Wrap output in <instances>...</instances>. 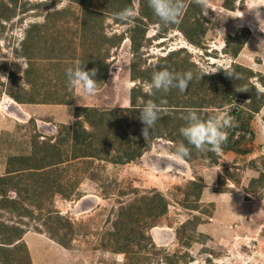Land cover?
Masks as SVG:
<instances>
[{
  "label": "rangeland",
  "instance_id": "1",
  "mask_svg": "<svg viewBox=\"0 0 264 264\" xmlns=\"http://www.w3.org/2000/svg\"><path fill=\"white\" fill-rule=\"evenodd\" d=\"M131 3L132 15L123 20L124 24L117 22L110 13L103 21L108 36L123 35V40L119 46L110 49L108 76L105 82L97 85L96 94L91 98L81 97L75 89L65 96L66 83L59 80L64 77L65 69L74 68V65L57 60L54 73V68H49L46 60L49 56L44 54V44L50 45L54 34L59 32L57 37H61V41L62 37L73 41L75 56L84 55L85 50L78 46L82 7L69 0H17L15 6L8 4L7 0L5 4L9 12L0 7V11L10 17L0 19V176L4 174L10 157L45 152V145L35 148L34 142L56 140L67 152L63 155L67 159L44 175V179L37 183L27 180L26 191L21 181L19 192H8L9 197L22 199L24 209L30 211L22 219L24 234L21 239L30 264H124L125 254L115 252L111 247L115 242L111 234L128 224L120 215L121 208L151 191L159 192L166 199L167 212L146 233L154 248L146 250L149 252L147 258L134 250L130 255L134 264H223L225 260L228 264H264V186L256 182L259 174L264 173V105L258 113L250 116L244 104L247 101L237 99L221 109L207 110L211 115L214 113L217 120H229L224 129L227 136L236 125L248 120L245 130L237 129L227 143L229 147L239 140L233 149L198 151L193 155L190 152L189 160H176L173 153L177 145L167 137H158L151 140L150 147L140 158L129 163L115 165L106 158L68 160L73 146L68 141L66 127L71 129L80 125L86 131L101 133L110 147L119 148L121 152L131 150L128 144L136 142L141 134L140 110H131L130 91L140 87L142 93H152L147 88L148 83L132 80L130 76L132 53L128 30L135 25L133 18L139 16V0H131ZM63 8L68 9V14L62 19L50 15ZM251 9V0H206L202 17L198 18V28L194 24L198 29L197 45L187 41L178 28L179 22L174 27L166 26L163 34H158L159 23L149 24L144 38L148 42L141 48L139 59L136 58L141 63L140 69L155 70L164 65L163 57L181 51L178 58L187 57L189 71L194 65L199 73L211 70L214 74L218 69L229 71L233 65H240L264 81V22L259 23ZM259 11L260 20H264V8ZM240 13H244L242 18ZM193 23L190 20L184 25L189 29L193 28L190 26ZM32 24L41 25L39 31H45L47 35L44 39V35L42 38L37 36L33 41L38 46L35 54L38 60L33 66L35 85L30 88L25 84L24 87L30 95L38 91L39 96L34 98L41 99L45 95L47 102H54L55 90L58 97L66 98L69 104L19 107L8 99L13 93L21 94L18 87L23 80L16 83L15 74L18 69L19 73L23 72L27 63L15 51L20 49L26 30ZM239 43V52L232 56V50ZM99 59L97 53L89 54L84 63L88 65ZM250 83L264 92V84L258 77L251 78ZM169 92L176 94L175 99L177 96L184 101L188 98L181 96L178 89ZM170 93L162 96L165 98ZM7 101L11 104L8 105ZM135 102L136 105H145L147 101L138 95ZM159 105L162 114H170L173 110L163 107L164 99ZM75 107H92L104 114L109 113L105 115L109 119L93 130L83 117L76 118ZM177 116L183 123V114ZM113 117L122 121L121 124L111 123ZM162 123L159 130L166 132V123L163 120ZM128 124L131 125L129 128ZM221 147L226 146L222 144ZM119 155L121 153L114 150L112 157ZM120 158L124 159L123 156ZM13 167L19 166L15 164ZM200 179L202 193L196 199L191 194L194 188L191 183ZM50 181L55 187L57 183L63 189L69 187L70 195L66 197L54 192V186L45 192ZM48 210L52 216L58 215L65 226L60 224L58 238H51L47 233L46 229L55 226L47 222ZM11 216L3 212L0 220L9 223ZM131 227L133 225L121 235L130 233ZM60 241L67 247H62ZM165 257L175 263L165 261ZM16 263L26 264V260L18 257Z\"/></svg>",
  "mask_w": 264,
  "mask_h": 264
},
{
  "label": "trees",
  "instance_id": "2",
  "mask_svg": "<svg viewBox=\"0 0 264 264\" xmlns=\"http://www.w3.org/2000/svg\"><path fill=\"white\" fill-rule=\"evenodd\" d=\"M5 1L7 0H3L0 3V7H4L9 12ZM16 2L17 0H8V4H14L13 6L16 5ZM69 2L82 7L83 14H81L78 24V33L81 37V42L79 41L80 43H78V46L81 48V50L84 49L85 53L83 56H75V47L72 43L73 41H69V39L66 40V37H62L63 41H61V37H57V34L59 33L57 32L54 34L52 43H50V45H47V43L44 44L45 41L43 42L45 47L44 52L46 56H49L46 58V60H50V58L59 61L62 59L68 61L71 60L72 63L74 62V68L77 65H82L83 70L85 71L95 68L97 72L94 79L97 81L98 85H100L101 83L105 82L109 73L110 63L108 59L110 49L112 47L119 46L123 40V35H115L112 37L108 36L104 27L102 26L103 21L106 19V15L110 13L114 16V19L117 20V22L124 24V21L121 20L117 14L121 13L125 9H130L132 11L133 5L131 0H69ZM183 4L184 7L181 16L179 17L180 21L178 23V28L185 36L187 41L197 45V28L199 26L198 18L202 17L203 4L198 3L195 0H183ZM67 10L68 9L63 8L52 12L50 15L60 20L62 19V16H66L68 14ZM138 15L139 16L137 18H133L135 25L131 26V28L128 30V39L130 40V50L132 53V61L130 66L131 79H140L146 83H149L153 71L164 67H167L170 71L175 73H184L189 71L188 66L190 64L187 57L183 56L182 59L178 58V55L181 51L170 52L166 57H163L161 60L164 61V65L156 68L155 70H150L149 68L143 70L140 69L141 63L138 62L136 58L140 56L141 48L148 42L147 39H144L146 28L149 24L159 23V21L148 7L147 0H139ZM8 18L10 17H8L5 12L0 11V19ZM190 20L194 22L193 25H190L193 26V28L189 27L188 29L184 24L189 23ZM176 24L177 23L160 24L158 34H163L167 29L166 26L169 25L170 27H174ZM194 24H197V28ZM40 29L41 25H30L26 30L25 37L20 43V49L15 51L18 56L24 58L27 61V67L24 69V77L26 82L33 79L32 74L34 73V70L32 60L35 58L38 47L37 44L33 43V41H35V37L37 36L42 38L41 35H44V39L47 35L45 34V31L40 32ZM51 33H53V31H51ZM240 48L241 43L234 47L231 52L232 56H236ZM95 53L98 54L100 59L97 61L92 60L90 64L85 65V56ZM192 67L193 68L191 69H193V79L190 82L188 89L181 94V96L188 97L185 101L182 98L179 100L178 96L175 99L174 95L176 94H172L169 91L167 94L170 93V95L164 98V96H162L164 92H151L152 94L148 95L147 93H142L140 87L131 89V110H135V108H139V110H141L144 106L143 103L141 105L135 104V100L138 98V95L141 96L143 101L151 100L159 107H161L159 105V101L164 99L165 105H163V107L173 108L170 114H162L159 112V119L151 129V133L149 137L146 138V141H144L142 134H138V140L133 142V144L131 142L128 144V148L131 150L121 152L119 148H116L112 145L110 147L109 142L106 141L105 137H102L103 135L101 136V133L98 134L96 131H86L81 128L80 125L71 129L66 127L68 141L72 142L71 146H73V152L70 153L68 160H105L106 158L107 162L115 165L129 163L140 158L143 151L150 147L151 140L158 137H167L176 145L183 141L185 145L191 149L190 152L193 155L195 152H198V150L191 148V146L187 144V141H185L180 135L179 129L185 125V121L183 119V123H181V119L177 118L178 113H182L184 116L187 114V109H194L196 110L200 119L208 120L210 118H215V114L213 113V115H211V113H209L207 110L221 109L222 107L231 104L235 99L247 101L244 104L246 106L247 112L249 113L248 116L258 113L264 105V92L259 91L254 85H252V83H250V79L258 77V80L261 84H264V81L261 76L259 77V75L252 73L251 70L241 67L240 65H233L232 69L229 71L218 69L214 74L204 75L201 79H199V71L194 67V65H192ZM72 91L73 90L67 92L65 96L69 95ZM21 94H11V97L18 103L22 101H25L26 103L34 102V97H27V95L23 93V98L21 97ZM40 102L49 103L45 99V95L41 96ZM55 102L69 104L67 103L69 100L64 97L60 98L58 96L55 97L54 102L51 101L50 103ZM107 114L109 113L104 114L103 112H99L92 107L74 108V115L76 118L83 117L84 121H86V123H88L93 130H97V128L103 122L109 119V117L105 116ZM162 120L166 123V132L159 130L163 124ZM112 122L113 124H121L122 121L113 117L111 123ZM247 124L248 120L245 119V121H242L236 125L234 129H232V131H230L228 134L226 141L222 143L226 147H221V149L229 150L233 149V146H237L239 144V140L234 141V143L229 147L228 142H230L231 138L233 137L232 135H234L237 129L241 128V130H245ZM130 126V124L127 125L128 128ZM141 128H143V125ZM141 131L142 130L140 129V132ZM55 141H48V143L45 141H43L44 143L39 141L34 142L35 148L42 144L46 146L44 153L33 152L29 156L20 155L19 157H10L7 161L8 165L4 171V174L0 176V214L7 212L8 214L12 215L9 223L0 220V264H17L16 260L18 257L25 258L26 264H30L28 253L25 251L26 247L21 242L22 236L24 234L22 227L24 223L22 219L27 217V214L30 211L24 209L22 199H18L17 197H9L8 192H19L21 181L24 183L21 186L26 191L25 184L27 183V180H29L28 182L32 181L33 183H37L38 180L44 179V175L51 172L55 167L60 166V164H62L65 159H67V156L63 157V155H67V152L59 147ZM113 149L115 152L119 154L121 153V155L115 156L113 158ZM120 156H123L124 159H121ZM189 159L190 157L188 156L184 158V160ZM9 163L11 166H9ZM15 164H17L19 167L14 168L13 166ZM256 180L258 184L264 186V173L259 174V177ZM191 185L194 186L191 194L196 199H199L202 193L201 179L195 182L193 181ZM53 186L55 190L54 192L63 194L66 197H68L71 193V189H68L69 187L63 189L62 185L58 183L56 185L57 187H55V184L52 183V181L47 183L44 191H51ZM151 192H149L148 195L146 194L139 196L137 199L126 204V206L120 210V215L124 217L126 221H128L127 226L129 227L133 225V227L130 228V233H127L126 235L123 233L124 236L121 234L122 232H125L126 228L128 227H123V225L120 230H116L114 234H111L115 241L114 245L111 247L114 248L113 250L115 252L125 254L126 258L124 264H134L130 256L133 255L134 250L138 251L139 256L147 258L149 252L146 250L148 248L150 249V247L154 248L151 238L146 233H148L149 229L157 225L160 217L167 212L168 205L166 199L159 192ZM50 212V210L47 211L49 216L47 222H52L55 224V226H49L50 230H46L51 238H58L57 230H59V226L62 221H60L61 219L58 217V215L52 216ZM142 221L143 223L139 226V223ZM63 227L65 226L63 225ZM114 227L116 228L117 225H114ZM59 244L64 248L67 247V245L62 241H60ZM103 245L107 246V244ZM164 260L168 262H174L172 259H168L166 257Z\"/></svg>",
  "mask_w": 264,
  "mask_h": 264
},
{
  "label": "clouds",
  "instance_id": "3",
  "mask_svg": "<svg viewBox=\"0 0 264 264\" xmlns=\"http://www.w3.org/2000/svg\"><path fill=\"white\" fill-rule=\"evenodd\" d=\"M197 2L203 4L206 0H197ZM251 3L252 9L250 11L255 14L259 23L264 22V20H260L261 13L259 11L264 8V0H251ZM147 4L160 24L178 23L184 7L183 0H147ZM117 15L121 20H127L131 17L132 12L130 9H125ZM243 15L244 13H240V18H242ZM96 72L97 70L95 68L85 71L82 65H77L75 68H66L67 88L69 90H77L81 97L91 98L97 91L98 83L94 79ZM208 74H213V72L211 70H206L205 73L199 74V79ZM192 79V71L175 73L170 71L167 67H164L153 71L147 88L152 93H167L171 89H178L179 92L183 93L188 89ZM159 112V106L151 100L147 101L139 111V120L143 125L141 134L144 139L149 137L151 129L159 119ZM186 113L187 114L183 116L185 125L179 129V133L183 139L187 141V144L198 151L219 152L222 143L227 139V133L224 129L229 125V120L224 119L220 121L216 118L202 120L194 109H187ZM190 151L191 149L182 141L176 146L173 158L176 160H183L185 157L189 156ZM223 264H228L227 260H225Z\"/></svg>",
  "mask_w": 264,
  "mask_h": 264
},
{
  "label": "crops",
  "instance_id": "4",
  "mask_svg": "<svg viewBox=\"0 0 264 264\" xmlns=\"http://www.w3.org/2000/svg\"><path fill=\"white\" fill-rule=\"evenodd\" d=\"M18 50H19V49H18ZM44 54H45V53H44ZM19 57H20V56H19ZM20 58H21V59H24V58H22V57H20ZM24 60H25V59H24ZM37 60H38V59H35V58L32 60L33 66H34L35 62H37ZM60 61H64V62L67 63V64H73L71 60L68 61V60H65V59L63 60V59H62V60H60ZM25 62L27 63L26 60H25ZM70 62H71V63H70ZM48 63H49V65H48L49 68L53 67V68H54V71H53V72L55 73V72H56V68H57V60H56V59H52V58H50V60H48ZM18 68H20V67L18 66ZM19 75H20V76H19ZM15 76L17 77V78L15 79V81H17L16 83L19 84V81H20V80H23L22 84L20 83V85H19V87H18V91H20V93H22V94H21V97H23V93L26 94L27 96H32V97H34V96H39L38 91H36L35 89H31L32 91H33V90H35V91H33V93H32L33 95H32V94L30 95V94H28V91H29V90L25 89V87H24L25 84H26V85H29L30 88H33L32 86L35 85V80H33L34 77H35V73L32 74L33 79H32L31 81L28 80V82H26V80H25V77H24V70H23V72L19 73V69H18V72L15 74ZM19 78H21V79H19ZM62 78H63V79H61V80H59V81H61V82H63V83H66V75H64V77H62ZM36 82H37V81H36ZM65 87H67L66 84H65ZM48 91H50V90H48ZM68 91H70V90H69L68 88H66V90L64 91V94H66V92H68ZM54 92H55V95L58 96V95L56 94L57 92H56L55 90H54ZM13 94H14V93H13ZM59 97H60V96H59ZM23 98H24V97H23ZM23 98H21V99H23ZM61 98H62V97H61ZM8 99H9L10 102H13V103H15V105H18V106H19V105H20V106H23V105H29V106H30V105H34V104H51V105H52V104H55V105H60V104H61V103H56V102H55V103H50V102H49V103H41V102H40V99H38V98H33V100H34L33 103H26L25 101L23 102L22 100H21L22 102H19V103H18V102H16L11 96H10V98H8ZM9 101L6 102L8 105H9V103H10ZM10 104H11V103H10ZM20 106H19V107H20Z\"/></svg>",
  "mask_w": 264,
  "mask_h": 264
},
{
  "label": "bare ground",
  "instance_id": "5",
  "mask_svg": "<svg viewBox=\"0 0 264 264\" xmlns=\"http://www.w3.org/2000/svg\"><path fill=\"white\" fill-rule=\"evenodd\" d=\"M11 103H13V102H11Z\"/></svg>",
  "mask_w": 264,
  "mask_h": 264
}]
</instances>
